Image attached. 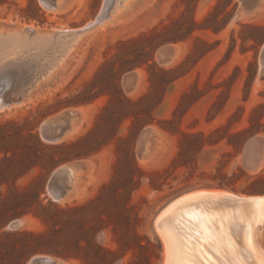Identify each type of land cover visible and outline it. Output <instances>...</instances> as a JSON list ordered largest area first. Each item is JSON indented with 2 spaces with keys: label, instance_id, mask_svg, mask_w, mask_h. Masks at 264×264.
Here are the masks:
<instances>
[{
  "label": "rangeland",
  "instance_id": "1",
  "mask_svg": "<svg viewBox=\"0 0 264 264\" xmlns=\"http://www.w3.org/2000/svg\"><path fill=\"white\" fill-rule=\"evenodd\" d=\"M34 1L32 6L30 0H8L0 5V22L10 26L9 29L21 25L33 26L44 32L80 29L87 23H94L105 0H72L71 7L60 14L47 11L39 0ZM139 1L121 20L118 18L117 22H110L104 28L88 34L87 42L84 41L76 60L51 81L53 85L47 87L46 84L47 89H40L37 92L39 95L25 104L0 113V123H38L36 132L40 137V126L45 120L69 110L78 111L81 116L74 127L78 124L79 129L69 133L68 138L66 136L56 145L41 141L54 149L65 143L76 142L93 132L91 138L94 142L105 132L106 116H103L101 110L107 105L109 96L106 94L112 92L113 84H117L124 97L131 100L144 97L150 89L148 66L143 65L126 72L119 80H115L110 65L118 69L126 61L134 60L143 64L148 61L149 65L155 64L164 70L176 68L175 74L160 75L154 80V94L143 102V122L151 124L144 126L142 130L152 129L157 139L155 154L143 161H138L136 157L142 130L134 144L137 164L144 172L140 189L134 194L132 201L140 219L136 230L143 237V251L129 252L118 263L129 264L133 261L134 264H162L163 245L154 224L161 211L170 203L200 190H221L240 197L264 195V165L261 166L264 145L261 146L256 140L248 144L254 138L264 140V72L259 73L263 67L260 63L264 45V0H142V4ZM213 12L219 15L221 23L226 21L221 32L198 30L194 26L193 23L204 24L208 15ZM208 23L212 25L213 21ZM190 29L195 31L189 33ZM165 45L175 48L176 55L169 64L161 65L157 52ZM132 72L138 75L139 80L134 92L128 94L123 78ZM99 92L104 95L94 99ZM185 94L189 96L183 98ZM179 106H182L181 113L174 116ZM211 108L212 112L208 115ZM167 121H172V124H166ZM128 125L126 122L119 127V137L128 133ZM163 127L206 134L221 129L216 138H222V142L216 146H206L198 155L195 176L190 186L182 183L187 170L181 169L175 173L177 181H171L161 191L150 187V174L170 165L179 150L178 135L164 131ZM245 129H249L251 133L242 149L236 152L227 144L228 135ZM241 140L231 142L237 146ZM86 147L87 144L84 145ZM84 148L63 150L60 154L67 158L69 154ZM245 153L250 154L249 161L246 160ZM257 157L260 159L258 168L257 162L250 163ZM115 159L114 144L110 143L90 157L59 164L58 167L69 163L74 165L73 168L81 175L83 183L80 194L61 204L54 203L48 192L49 179L55 169L46 174L39 167L33 168L24 178L0 187V194L7 197L8 204L14 202L16 193H22L26 189L30 190V194L26 198H20V202L37 199L44 206L50 202L62 208L84 204L94 199L102 186L110 183ZM217 168L227 178L236 175V184L230 188L220 187L211 181L207 176L216 175ZM42 175L44 177L40 178ZM10 210L12 209L7 212ZM9 214H14V211ZM69 219V216H64L57 227L63 231V247L69 241L70 230L75 229L66 224ZM13 221H22V227L16 231L7 230V226ZM44 230L42 222L28 214L10 219L3 232L40 233ZM97 239L106 248L116 247L110 232L99 234ZM259 241L264 250V228L259 234ZM37 256H49L58 264H81L76 258L66 259L52 254H36L26 264Z\"/></svg>",
  "mask_w": 264,
  "mask_h": 264
},
{
  "label": "trees",
  "instance_id": "2",
  "mask_svg": "<svg viewBox=\"0 0 264 264\" xmlns=\"http://www.w3.org/2000/svg\"><path fill=\"white\" fill-rule=\"evenodd\" d=\"M7 2L8 0H0V5ZM30 4L33 6L35 1L30 0ZM210 20L213 21L212 25L208 23ZM193 24L198 27V30L219 33L225 28L226 21L221 23L219 15L213 12L208 15L204 24ZM193 31L195 30H188L189 33ZM143 65L148 66L149 92L144 97L131 100L124 97L117 84H113L112 92L106 94L109 96L107 105L101 110L103 116H106L105 132L94 142H92L93 132H91L76 142L65 143L52 149L47 147L37 134L38 123L31 125L19 124L15 121L0 123V187L8 186L24 178L31 169L36 167L49 174L59 164L67 160L90 157L110 143L114 144L116 157L110 183L102 186L98 195L84 204L62 208L50 202L44 206L37 199L32 202H20V198H26L30 194L29 189L16 193L14 202L8 204L7 197L0 194L2 198L0 200V264H26L36 254H52L66 259L73 257L81 264H118L129 252L143 251V237L136 230L140 219L135 213L136 207L132 201L134 194L140 189L139 185L144 172L137 164L134 144L143 127L151 124L143 122V102L152 98L154 80L160 75H173L177 71L176 68L159 69L155 64L149 65L148 61L143 64V62L136 63L134 60H128L118 69L110 65L112 66L111 74L115 80H119L126 72ZM103 95L99 92L94 99ZM188 96L185 94L183 98ZM181 107L177 108L174 116L181 113ZM187 111L188 109L184 113ZM211 112L212 108L208 111V115ZM126 122L129 123L128 133L124 137H119L118 129ZM165 123L172 124V121ZM163 130L178 135L179 150L170 165L162 171L150 174V187L161 191L162 187L169 186L171 181H177L175 173L181 169L187 170L182 183L190 186L195 176L198 155L206 146H216L222 142V138H216L221 129L210 134L189 133L164 127ZM250 133L249 129H245L229 134L227 144L239 152ZM233 140H241V142L236 146L231 142ZM85 144H87L86 148H84ZM80 148L84 149L69 154L67 158L60 154L63 150L75 151ZM216 172V175L207 177L216 182L217 186L230 188L236 184L235 178L238 179L236 175H233V178H227L219 168ZM43 177L42 175L40 178ZM8 209L12 210L7 212ZM13 211L14 214H9ZM28 214L38 218L45 230L40 233L3 232L10 219L21 218ZM64 216L70 217L66 224L75 229L70 230L69 241L63 247V231L57 227ZM104 232L112 234L115 248H106L99 244L98 235ZM129 264L134 263L132 261Z\"/></svg>",
  "mask_w": 264,
  "mask_h": 264
},
{
  "label": "bare ground",
  "instance_id": "3",
  "mask_svg": "<svg viewBox=\"0 0 264 264\" xmlns=\"http://www.w3.org/2000/svg\"><path fill=\"white\" fill-rule=\"evenodd\" d=\"M71 1L57 0L54 8L47 11L53 14L63 13L71 7ZM129 1L111 0L107 16H104L107 12L104 1L94 23H87L80 29L44 32L33 26L22 25L13 30L0 29V57L27 54L37 60V74L27 101L39 95L37 92L40 89L52 86L51 81L68 69L79 54L88 34L104 28L118 18L121 20L139 0H131L127 4ZM140 2L142 4V0ZM26 29H29V34L25 32ZM55 32L58 33L57 36H54ZM263 48L260 63L263 67L259 73L264 70ZM69 111L71 116L69 114L59 123V128H66L61 142L66 136L68 138L74 129H79V125L74 127V124L80 119V112ZM153 154L155 152L147 158H151ZM245 158L249 161L250 154ZM259 160L257 157L250 163L257 162L258 168ZM263 165L264 157L261 166ZM73 167L74 165H69V169L61 178L62 185L69 186L70 189L67 200L82 192V177ZM154 225L163 245L162 264H264V250L259 241V234L264 228V196L240 197L221 190L192 192L164 208ZM49 258L54 264H58L56 260Z\"/></svg>",
  "mask_w": 264,
  "mask_h": 264
},
{
  "label": "water",
  "instance_id": "4",
  "mask_svg": "<svg viewBox=\"0 0 264 264\" xmlns=\"http://www.w3.org/2000/svg\"><path fill=\"white\" fill-rule=\"evenodd\" d=\"M46 10H51L56 5L57 0H39ZM106 1L107 16L110 10L111 0ZM238 16V14H237ZM10 26L0 22V29L3 31L13 30ZM25 32L29 34V29ZM26 34V33H25ZM58 33L55 32L54 36ZM264 47V45H263ZM176 54L175 48L169 45L161 47L157 52L158 62L161 65L169 64ZM264 54V48L263 53ZM34 56H11L0 57V113L5 112L11 108L18 107L28 100L29 91L33 88V80L37 74L36 62ZM264 72V70H263ZM139 77L136 73H128L123 78V85L125 91L130 94L134 92L137 87ZM71 112H63L53 118L45 120L40 126V137L43 142L49 145L59 144L66 132V128H59V123L65 119ZM71 116V114H70ZM76 116V115H75ZM73 117V116H72ZM256 140L258 143L264 145V140L254 138L248 144ZM156 135L152 129L147 128L141 131L136 150L137 160H144L156 148ZM247 144V145H248ZM246 151V150H245ZM246 156V154H245ZM69 164H63L57 167L51 174L48 184V192L51 200L56 204H61L70 195L69 186H64L61 183L63 174L69 169ZM264 196V195H262ZM22 221H13L7 226V230L16 231L22 227ZM51 260V261H48ZM28 264H54L52 259L46 256H37L32 258Z\"/></svg>",
  "mask_w": 264,
  "mask_h": 264
}]
</instances>
